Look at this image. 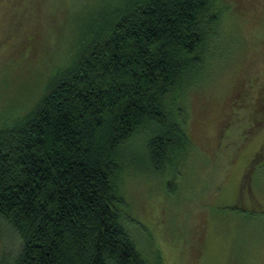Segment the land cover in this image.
Here are the masks:
<instances>
[{"label":"trees","instance_id":"16d2710c","mask_svg":"<svg viewBox=\"0 0 264 264\" xmlns=\"http://www.w3.org/2000/svg\"><path fill=\"white\" fill-rule=\"evenodd\" d=\"M114 1L79 26L35 104L0 125V217L20 238L11 264H147L123 224L126 149L147 137L163 172L185 157L181 97L222 11L216 0ZM258 113L255 127L264 96Z\"/></svg>","mask_w":264,"mask_h":264},{"label":"rangeland","instance_id":"374dc122","mask_svg":"<svg viewBox=\"0 0 264 264\" xmlns=\"http://www.w3.org/2000/svg\"><path fill=\"white\" fill-rule=\"evenodd\" d=\"M114 0H0V125L30 109L80 25ZM203 72L181 97L191 147L163 172L126 149L124 226L147 264H264V0H216ZM256 111V112H255ZM264 119V118H263ZM17 232L0 217V264Z\"/></svg>","mask_w":264,"mask_h":264}]
</instances>
